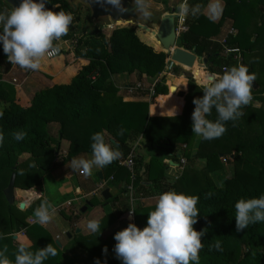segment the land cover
Returning a JSON list of instances; mask_svg holds the SVG:
<instances>
[{
    "label": "trees",
    "instance_id": "trees-1",
    "mask_svg": "<svg viewBox=\"0 0 264 264\" xmlns=\"http://www.w3.org/2000/svg\"><path fill=\"white\" fill-rule=\"evenodd\" d=\"M202 1L190 0L189 3L195 5L201 4ZM222 1L224 14L232 20L235 31L233 36L227 38L226 47L238 49L242 57H245L255 48L248 32L250 20L256 17V14L260 27L264 28V8L260 9L264 7V0ZM56 3H59L64 11L77 15L64 2L49 3L47 9L60 11V8H53L52 5ZM0 10H9L1 0ZM192 17L191 14L186 16L185 25L188 31L180 36L177 45L207 60L204 67L196 64L193 71H201L200 78L203 79L206 73L222 74L223 69L236 66L233 55L224 57L223 45L212 40V37L217 36L220 25L211 23L201 11L194 19ZM78 22L79 17H75L73 23ZM83 33L81 37H76L72 29L61 38L62 41L74 42V56L60 51L57 57L51 60L43 58L41 61L47 69L50 68L49 71L68 76L65 83L57 81L51 88L40 89L30 100H26L18 93L16 87L2 81L0 77V112L3 113L0 117V132L4 134V142L0 145V233L4 234V238L0 239V251L6 249L5 255L11 264H15V254L21 247L13 241L15 222L18 228L16 231L26 229V235L32 242L30 246L25 247L29 251L35 253L49 243L56 249L57 255L49 257L43 264H82L75 259L64 258L60 244H57L42 226H29L25 223L27 217L34 215V209L41 204V200L35 201L27 211L22 212L9 205L3 195L12 175H15V189L28 191L54 170L57 159L55 152L60 141L51 137L48 131L51 124L58 126L57 135L61 136V140L70 142L65 161L79 154H91L90 137L98 131H104L106 140L119 144L122 155L117 161H123L130 153L135 152L136 142L140 138L149 142L150 151L154 150V154L161 150L171 155L169 160L172 162H178L175 156L177 146H185L183 156L188 159V151L196 136L191 132V114L194 110L192 100L202 97L203 89L197 87L191 77L187 78L188 91L179 92V98L176 97L184 102L182 114L178 117L151 118L149 103L123 102L117 97L118 90L111 81L112 77L137 74L139 78L145 76L153 80L164 72L169 57L158 44L153 40L154 45L146 43L139 35L141 33L133 27H117L107 37L99 28L90 30L84 25ZM6 60L7 57L0 46V61ZM246 67L255 75L257 83L262 82L260 75L264 80V67L259 69V72L254 67ZM174 71L178 73L180 70L176 68ZM167 85L169 93L163 78L154 85L151 104L160 96L175 97L179 89L177 87L185 88L186 80L181 76L177 80H169ZM258 86L259 91L252 90V104L257 101L264 104V98L261 96L264 95V84L261 86L258 83ZM163 99L164 97L160 98V105ZM248 108H251V111L246 121L255 127L253 131L256 136L252 140L247 139L249 137L246 136V130L239 126L238 120L227 122V130L220 138L202 139L198 156L207 159L206 169L194 172L192 177L184 170L176 181V192L198 198L196 207L200 214L193 228L196 231L207 229L201 238L204 246L199 251L200 264H264V222L237 232L234 219V204L238 199L255 198L264 193V111L252 109L249 103L242 108L243 120L245 113L249 112ZM160 113L164 115L162 109L161 112L151 109L154 116ZM216 118L217 114L213 110L208 119L214 121ZM121 130L122 135L119 134ZM15 131H23L26 135L17 141L12 136ZM107 134H111V137L108 138ZM224 146L233 147L239 153L243 151L251 161L260 165L261 169L251 168L247 175L240 173L230 176L225 179L222 188L216 187L208 175L221 168L220 160L223 159H220L219 155L223 154L214 152V155L210 152L217 148L221 151ZM22 156H28L34 167L24 169L23 163L18 164L17 160ZM114 163L115 161L103 168V180L107 181V176L113 178V181L106 184L105 189L109 188L112 182L122 178L125 181L123 190L126 192L130 184V174L123 167H115ZM167 166L168 163L160 157L151 156L147 162V157L137 156L134 169L136 178L133 183V196L137 200L135 205L141 199L156 197L159 193L172 190L164 177ZM96 179L100 182L99 177ZM187 186L190 190L186 189ZM88 202L94 207L100 205L96 196L91 197ZM111 204L114 212L99 221L101 230L126 215L119 199L115 198ZM154 208L136 206L133 215L136 216L135 225L138 228L142 230L147 226L148 214ZM71 218L67 216L66 221L70 222ZM74 239L102 264H121L115 255L103 254L91 240H82L78 236ZM217 240L223 250L210 251V245Z\"/></svg>",
    "mask_w": 264,
    "mask_h": 264
},
{
    "label": "clouds",
    "instance_id": "clouds-1",
    "mask_svg": "<svg viewBox=\"0 0 264 264\" xmlns=\"http://www.w3.org/2000/svg\"><path fill=\"white\" fill-rule=\"evenodd\" d=\"M102 2L120 12L126 11L121 0ZM132 2L135 11L144 19L151 17L147 0ZM46 3H50V0H20L17 7L0 10V46L11 64L36 71L41 68L43 58L60 52L56 42L68 34L74 17L70 12L64 11L59 3L52 5L53 8L61 9L58 12L46 9ZM201 7L199 3L190 5L189 0H182L177 14L196 16ZM206 7L210 17L215 18L222 12V0H208ZM255 80V75L244 65L226 68L222 74L206 73L201 81L202 97L192 100L194 110L191 114V132L203 140L220 138L227 130V122H235L243 116L242 108L252 101V83ZM213 110L217 114L214 121L208 119ZM170 112L175 117L176 109L173 108ZM2 115L0 112V117ZM119 134L122 135L123 130ZM25 135L23 131L12 133L17 141L22 140ZM90 139L91 158L76 157L70 161L73 171L80 170L85 175H90L94 167L102 169L110 165L122 155L119 144L106 140L104 131L95 132ZM3 142L4 134L0 132V145ZM30 191L39 196L34 188ZM155 200V208L148 214L146 227L141 230L134 223H129L126 228L114 234L115 258L121 264H200L199 251L204 246L201 238L207 229L196 231L193 228L200 214L196 207L198 198L170 190L157 194ZM31 202L26 201L22 206L28 208ZM234 209L237 232L264 222V193L255 198L238 199ZM131 213L135 212L130 211ZM54 214L55 208L47 200H43L34 209L35 222L42 225L49 223ZM87 229L91 233H100L99 221L89 220ZM3 238L4 234L0 233V239ZM213 249L223 250L219 240L210 245L209 250ZM107 251L106 247L102 249L105 255ZM5 252L6 249L0 251V264H11ZM56 255V249L50 243L35 253L19 247L15 254V264H43L46 259ZM94 264L101 262L96 259Z\"/></svg>",
    "mask_w": 264,
    "mask_h": 264
},
{
    "label": "crops",
    "instance_id": "crops-1",
    "mask_svg": "<svg viewBox=\"0 0 264 264\" xmlns=\"http://www.w3.org/2000/svg\"><path fill=\"white\" fill-rule=\"evenodd\" d=\"M207 3H208V0L202 1L201 10H203V13L205 15L210 16L208 11H207V7H206ZM170 8L172 10L175 9L174 7H171V6H170ZM262 8H264V7H260V9H262ZM177 10H178V8H176V10H174V11H177ZM225 23H226V26H224L225 27L224 31H226L228 27H231L232 20H228ZM257 27H258V29H256L255 32H253L251 34V42L254 43L255 48L253 49V51L247 53L245 55V57L244 56L242 57L243 58L242 64L244 66L254 67L256 69V71L259 72V69L264 67V28H261L259 24H257ZM139 32L143 34V32H141V31H139ZM227 32H228V30L224 33L227 34ZM63 44L67 45V44H71V42L60 40V41H58V44H56V45L60 48L61 52L65 53V54H71L72 56H74V51L72 50L71 46L63 48V47H61ZM3 64H5L4 61H0V66H2ZM49 69L50 68L47 69L46 66L43 65V63H42L41 68L39 70H36V71L22 69V68L18 67L17 65H6V67H4V69H2V70L0 69V77H1L2 81L7 83V82H10V80H12V79H16V78L19 79L16 76H15L16 78L14 77V75H15V73H13L14 71L21 72L23 74V76H25V73H27V76H25L27 83H25L26 85L23 86V90L20 91L19 94H21L24 99L30 100L36 91H38L40 89L51 88L53 86V85H51V83H50L51 81H49V79H45L43 76H42L43 77V79H42V77L37 75L36 72H39L41 74L44 73V74H47L49 76H54L55 82L58 81L61 83H65L68 80V78H66L68 76H65V74H57L55 72L49 71ZM164 76H165V74L160 75L157 79L152 80V79L146 78L145 76H141L139 78V76L137 74L121 75V76L112 77L111 81L113 82L114 86L119 89V86L122 84V82H125L126 83L125 86H127V85H130L131 83L140 82V81H142V79L146 78L148 80H151L152 85H154L155 83L161 82L162 78L165 79ZM181 76H183V75H178V76L172 75L171 77H168V78H169V80H171V79L177 80ZM69 77H72V76H69ZM183 77L186 80L185 88L176 86L179 89H177V91L175 93V97L172 95H169L166 97L160 96L158 99L155 100L154 104H151L152 98L149 97V93L147 90L145 92H141V93H134L131 96H127V94L125 92L123 93L122 91H118L117 97L121 98L123 100V102H147V103H149V113H150L149 116L152 118H172L173 116H172L170 110L173 109L174 106H173V104H170V99L174 98L180 103V106L178 107L179 113H176V115H175V117H178L182 114L184 102L177 99L176 97H178L179 92H185L186 93L188 91V80L186 79L185 76H183ZM259 77L261 78L262 82H258V83L261 86H263V84H264V80L262 78L263 76L260 75ZM3 78H6V80H3ZM254 82L257 85V90H255V91L253 90V91L257 92L260 90V88L258 86V83L256 81H254ZM152 85H150V87ZM195 85L197 87H199L200 89L202 88V86H199L196 83H195ZM167 88L169 91V86H167ZM261 96L264 98V95H261ZM161 97H164V99L162 100L161 105H160V98ZM253 101L254 100H252L251 102H253ZM251 102H250V107H252V109L257 108L258 110L264 111V104H261L259 101L255 102V104H252ZM152 108H154L158 112H161V109H162V113L164 115H162L161 113L158 116L152 115L151 114ZM250 109L251 108H248L249 112L245 113V118H244L245 121L248 119V116H249L250 111H251ZM242 117H244V116H242ZM240 119H238L239 124H241ZM48 131L50 132V135L53 139L60 141L57 144V149H56V153H55L56 157L59 156L56 159V167L54 168V170L51 173L45 175L42 178L39 185L33 187L36 190V192L39 194L38 197H36L37 196L36 193H34L30 190H28V191L20 190V191L26 192L24 195H27V197L30 198V200L32 201L31 205H32V203H34L35 201H38V200H41L42 202H43V200H47L53 208L63 206L64 208L68 209L72 205V207L69 210L65 211L66 215L69 214L68 217L71 215V217L73 218V219L71 218L70 222H68L66 220H61L59 215H56L57 213L55 211V214L53 215L50 222L47 224H43L44 227L47 228L48 231L52 230L54 232L52 235L51 234L50 235L52 236V239L54 237V240L57 244H60L59 246L61 248L62 255L64 258L75 259V258H72V256L75 255V256L79 257V260H77V259L76 260L83 263V264H94L95 259H93V257L90 255V253L86 249H84L81 245H79V244H77V242H75V239H74L75 236L82 238V240L84 238L91 240L92 243L95 246H97L101 252H102V249H104L106 247L108 249V251H107L108 254L115 255V253L113 251L114 245L116 243L115 240L113 239L114 234L117 233L118 231H121L124 228H126L128 226V224L131 222L124 217L121 220H117L113 223L107 224L101 230L100 233L99 232L91 233L87 229V222L89 220L100 221L106 215L112 214L114 211L112 209L111 203L113 202V200L115 198L119 199V202L122 204L124 211H126L129 208L130 203L128 201V197L126 195V192H124V190H123L124 184H125L124 179L120 178L118 181L112 182L111 186L109 188L105 189L106 184L108 182H111L110 181L111 178L108 179L107 181L103 180V176H104L103 168L101 169V168H95L94 167L92 169L90 175H85L80 170L73 171L70 168V161L73 158L83 157L85 159H90L91 154H79V155L71 158L70 160L65 161V159L67 157V152H68L69 147H70V142L66 139L61 140V136L57 135V137H56V134L58 131L57 125L51 124L48 127ZM201 146H202V138L196 135L195 139L193 140L192 147L188 151V153L191 155V157H195L200 152ZM177 148H179V146H177ZM180 150L182 151L181 148H180ZM60 156H61V159L63 158V160H60ZM155 156L162 158L164 161H166L168 163V166L164 172V177L166 179V183L168 184L167 176L168 175L170 176V174H169L170 172L176 171L177 164H176V162H172L169 160L171 155H169V154L167 155L166 153H164L161 150L159 152L155 153ZM175 156H179V154L176 153ZM146 157H147V162H148L151 158V153H150V156L148 154ZM219 157H222V155H219ZM200 162L202 163V165H205L204 161H200ZM99 173L101 174V177H102V179H100V182H98L96 179V177H98ZM80 174L82 175V177L79 176ZM178 174H180L179 170H178ZM52 185H55L56 189H53ZM101 185H105V186L103 188H101L100 187ZM216 187H218V186H216ZM218 188H222V187H218ZM104 190L109 191V194L111 196L110 199L104 200L102 198L101 194ZM16 191H19V189H15V200L16 199L22 200V197H24V195L21 197L19 196L20 198H18V197H16L17 196ZM93 196L98 197V201L100 202L99 206L94 207V206H91L89 204L88 200ZM64 198H67V199L64 200ZM24 201L26 202L25 198H24ZM138 204H139V206L145 207V208L155 207V204H156L155 196L150 197V198L141 199L138 201ZM128 213H129V211H128ZM74 216H78V218H74ZM133 218H134V224H135L136 216L133 215ZM26 219H27V224H29V225H31L33 222H34V224L37 223V222H35L34 215L29 216ZM28 221H31V223H28ZM39 225H41V224H39ZM76 230H79L80 232L76 233ZM67 234H69L70 237H66ZM62 237H63V240H62ZM23 238L24 237H18L15 235V236H13V241H15L18 244V242H20V240ZM27 240H28V237H27Z\"/></svg>",
    "mask_w": 264,
    "mask_h": 264
},
{
    "label": "rangeland",
    "instance_id": "rangeland-1",
    "mask_svg": "<svg viewBox=\"0 0 264 264\" xmlns=\"http://www.w3.org/2000/svg\"><path fill=\"white\" fill-rule=\"evenodd\" d=\"M156 4H159V5H164L165 7H166V9L168 10V11H174V10H176V8H178V6H179V4L182 2V0H153ZM190 1V0H189ZM170 6L171 7H174L175 9H171L170 8ZM201 13H202V15L205 17V18H207L211 23H213V24H215V25H220V28H219V32H218V34H217V36H215V37H212V40H214V41H217V42H220L225 36H226V34L224 33V32H226L227 30H229V29H231V28H233V26L231 25V27H228L227 28V30L226 31H224V26H226V21H228V20H231L230 18H226V15L224 14V2L222 1V12H220L219 13V15H217L215 18H212V17H210V16H208V15H205L204 13H203V10H201ZM76 16L75 15H73V17H74V19H75V17H79V22L78 23H72V25L70 26V28H69V31L70 30H72L73 29V32H74V34H75V36L76 37H81V35L82 34H84L83 33V26L84 25H87V22H88V12H87V10L86 9H84V8H79V10H78V12H76ZM185 18H186V16H185ZM193 19H194V16L192 17ZM258 20V21H257ZM74 21V20H73ZM258 22V23H257ZM257 24H259V19H258V16H257V14H256V17H254L253 18V20L251 19L250 20V28H249V34H252L253 32H255V30L256 29H258V27H257ZM87 27V26H86ZM116 27V26H115ZM115 27H113L114 29H115ZM100 30H101V32L105 35V36H107L108 37V35L111 33V31H112V28H110V27H107V26H100V27H98ZM262 30V29H261ZM140 36H141V38L146 42V43H148L149 45H154V43H152V39L147 35H145L144 33L142 34H139ZM225 35V36H224ZM69 42H71V44H67V45H62L61 47H63V48H66V47H68V46H71V48H72V50L74 51L75 50V44H74V42L73 41H69ZM56 44H58V42L56 43ZM155 48L157 49L158 48V46L156 47L155 46ZM4 63L5 64H3L2 66H0V69L2 70V69H4V67H6V65H15V64H11L10 62H8L7 60L6 61H4ZM168 63H169V58H168V60H167V66H166V68H165V70H164V72L161 74V75H164L165 73H169V74H165V76H164V82H165V85L166 86H168L167 84H168V81H169V78H168V76L169 77H171L172 75L173 76H178V75H182L183 73H182V71L180 70L178 73H176V71H174L176 68L178 69V65H173V67H172V69H170V71H169V66H168ZM200 65L203 67V63L201 62L200 63ZM41 66H42V62H41ZM196 66V65H195ZM183 71H185L186 73H187V71H189L190 73H191V79L194 81V83H196L197 85H199V86H201V81H202V78H200L201 77V71H199V70H196V72H194V71H192V70H189V69H187V68H183ZM13 73H15V75H14V77L16 76V77H18L19 79H17L16 77V79H12V80H10V82H7V83H9V84H11L12 86H14V87H16V89L18 90V93H20V91H22L23 90V86H25L26 84L25 83H27V81H26V77L25 76H27V73H25V76H23V74L21 73V72H18V71H14ZM36 74L37 75H39V76H43L45 79H49V81H51L50 83H51V85H53V84H55V77L54 76H49V75H47V74H44V73H39V72H36ZM194 75V76H193ZM184 76V75H183ZM43 77H42V79H43ZM186 77V76H185ZM196 77V78H195ZM168 78V79H167ZM188 77H186V79H187ZM3 80H6V78H3ZM188 80V79H187ZM57 82V81H56ZM135 84H142L143 86H144V89L145 90H147L149 87H150V85H152V81L151 80H148V79H142V81H140V82H135V83H131L130 85H127V86H134ZM126 85V83L125 82H122V84L119 86V89L117 88V90L118 91H122L123 93H124V86ZM126 86V87H127ZM201 89H203V88H201ZM26 91V90H25ZM142 91H139V92H136V93H141ZM169 92V91H168ZM121 93V92H120ZM146 94V93H145ZM254 98V97H253ZM251 103H253V102H251ZM255 104V103H254ZM150 114V113H149ZM152 118V117H151ZM240 122H241V124H239V126L240 127H242L244 130H246L245 132H246V136H248L249 138H247V139H250V140H252L255 136H256V134H255V127L252 125V124H250L249 122H247V121H245V120H243L242 118L240 119ZM248 130H250V131H248ZM254 130V131H253ZM56 137H57V134H56ZM107 137L109 138V137H111V134H107ZM196 137V136H195ZM245 138V137H244ZM246 139V138H245ZM192 144H193V142H192ZM191 147H192V145H191ZM190 147V148H191ZM180 148L182 149V151L180 150ZM236 149L235 148H233V147H229V146H227V147H223V148H221V151L219 150V148H217V150H214V151H211L210 153H213L214 154V152H216L217 154H218V152L219 153H222L223 154V156L222 157H219L220 159H223V160H220V162H221V164H222V166H221V168L220 169H218L217 171H215V172H213V173H210L208 176V178L210 179V181H211V183H213L215 186H218V187H223L224 186V182H225V179L226 178H229L230 176H236V174H238V175H240V173H241V175L243 174V176L244 175H247V172L249 173L250 172V170H251V168H256L257 170H260L261 169V166L260 165H258L256 162H254V161H251L250 159H249V157L248 156H246V154L245 153H243V151L242 152H236L235 151ZM183 146H179V148H177V151H176V153H178L179 154V156H178V158H185L186 159V157H184L183 156ZM61 152V151H60ZM56 153V152H55ZM150 153H151V156H155V154H154V150H151L150 151V147H149V142L148 141H145L144 139L143 140H141V138L139 139V140H137V142H136V147H135V155L136 156H138V157H140V156H144V157H146L148 154H149V156H150ZM225 154V155H224ZM214 155H216V154H214ZM56 156V155H55ZM231 156L233 157V158H231ZM59 156H57V158H58ZM65 159V158H64ZM60 160H63V158L61 159V156H60ZM119 160V159H118ZM187 161H186V163L184 164L185 165V167H184V165H183V168L185 169V172H188V175H189V177H192L191 175L194 173V172H202L203 170H205L206 169V165H207V159L205 158V157H199L198 156V154L195 156V157H191V155L189 154V157H188V159H186ZM117 161V160H116ZM115 161V167L118 165V167L120 166L119 165V162L120 161H117L116 162ZM200 161H204V164L205 165H202V163L200 162ZM122 162V161H121ZM17 163L19 164V163H23L24 164V166H23V168L24 169H27V168H30V167H34L33 166V161L28 157V156H22V157H20V158H18V160H17ZM176 164H178V162H176ZM177 168V167H176ZM178 169V168H177ZM176 169V171H173V172H170L169 174H170V176L168 175L167 176V181H168V186L172 189V190H174V188L176 187V185H178V183L177 182H175V178L176 177H179L180 175H181V173L180 174H178V170ZM180 171V170H179ZM187 174V173H186ZM80 177H82V175L80 174L79 175ZM107 178L108 179H110L111 177H109V176H107ZM250 178H252V177H250ZM5 181H6V177H5ZM254 181V180H253ZM124 183H125V181H124ZM40 184V183H39ZM38 184V185H39ZM241 185V184H240ZM240 185H239V187H240ZM263 187H264V185H263ZM52 188L53 189H56V187H55V185H52ZM186 189H188V190H190V188L187 186L186 187ZM36 191V190H35ZM26 192H22V191H16V197H18V198H20L21 196H23L24 194H25ZM20 196V197H19ZM37 197V196H36ZM24 198L26 199V201H29L30 200V198H28L27 197V195H24V197H22V200L21 199H16L15 200V202H14V204L12 205V206H14L15 208H18L19 209V205H21L22 203H25V201H24ZM67 198H64V200H66ZM126 200V199H125ZM127 204V203H126ZM139 205V204H138ZM138 205H135V207H134V211H135V209H136V206H138ZM31 206V205H30ZM72 207V205L70 206V208ZM29 208V207H28ZM28 208H25L24 210H20V211H22V212H25V211H27L28 210ZM70 208H64L63 206H60V207H56L55 208V211H56V215H59V217H60V219L61 220H66V217L69 215H66L65 213V211L66 210H69ZM128 211H130V204H129V208L126 210V215H125V218L126 219H128L127 217H129L128 216ZM91 212V211H90ZM111 212V211H110ZM110 215V214H109ZM109 215H107V216H109ZM71 216V215H70ZM26 221H25V223L27 224V219H25ZM131 223H134V218H132V217H130L129 219H128ZM17 222H15V228L16 229H18L17 228V224H16ZM32 225H39V223H35L34 224V222L31 224V225H29V226H32ZM40 226H42L49 234H53L54 232L52 231V230H50V231H48L47 230V228H45L44 227V225H40ZM16 229H15V231L13 232V236L15 235V234H19L20 233V231L19 230H22V229H19V230H17L16 231ZM25 230V236H23L24 238L23 239H21L20 240V242H18V244L19 245H21V247H28V246H30L31 245V240L28 238V240H27V235H26V229H24ZM50 235V236H51ZM65 237V236H64ZM67 237V236H66ZM51 238H52V236H51ZM57 239V238H56ZM53 240H54V237H53ZM62 240H63V237H62ZM55 241V240H54ZM75 242H76V240H75ZM72 258H75V260L77 259V260H79V257H77V256H75V255H73L72 256ZM94 259V258H93ZM82 261V260H81ZM83 264V263H82Z\"/></svg>",
    "mask_w": 264,
    "mask_h": 264
},
{
    "label": "water",
    "instance_id": "water-1",
    "mask_svg": "<svg viewBox=\"0 0 264 264\" xmlns=\"http://www.w3.org/2000/svg\"><path fill=\"white\" fill-rule=\"evenodd\" d=\"M9 9L17 7L20 0H1ZM52 2H64L70 10L78 12L79 8H84L88 12L87 28L93 30L100 26L113 27H133L136 30L147 34L169 57V71L173 65H178V69L182 71V75L191 77V73L183 71L182 67L192 68L195 63H203L206 65L207 60L196 55L195 52H189L177 45L176 20L178 18L177 11H168L164 5L156 4L153 0H147L149 11L152 13L149 19H144L139 12L135 11V5L132 0H121L122 7L126 9L124 12L113 8L111 5L104 4L102 0H50ZM49 3L45 4L47 9ZM252 90H257V85L253 81ZM102 179L101 174H98ZM15 175H12L7 188L3 191L4 198L9 205L15 202ZM104 200L110 199L108 190H104L101 194ZM19 205L20 210L24 207ZM76 230V233H79ZM67 237H70L67 234Z\"/></svg>",
    "mask_w": 264,
    "mask_h": 264
},
{
    "label": "built area",
    "instance_id": "built-area-1",
    "mask_svg": "<svg viewBox=\"0 0 264 264\" xmlns=\"http://www.w3.org/2000/svg\"><path fill=\"white\" fill-rule=\"evenodd\" d=\"M185 16H181L178 15V18L176 20V35H177V40L180 38V36L182 34H184L185 32L188 31V28L185 25ZM235 34V31L233 28L229 29L226 36L219 42L221 45H223L224 47V57H230L233 55V60L235 62V65H242L243 63V58L241 55V52L238 49L232 50L226 47V40L228 37L233 36ZM60 53V52H59ZM58 54H53V55H48L45 58L48 60H51L55 57H57ZM225 69H223L224 71ZM165 74H169V73H165ZM94 80V78L92 79ZM156 84V83H155ZM154 84V85H155ZM154 85H152L151 87H149L147 89L148 93H149V97L152 98L154 96V91H153V87ZM145 92L146 90L144 89V86L142 84H135L134 86H125L124 88V92L127 94V96H131L136 92ZM185 148V147H184ZM178 159V164H177V168L180 170L181 175L179 177L175 178V182L182 176L183 172H184V168L183 165L186 163V159L185 158H178V156H176ZM137 156L135 155V152L133 151L132 153H130L122 162H119L120 167H123L129 174H130V184L128 185V187L126 188V195L128 197V201L130 203V211H134V207H135V203H136V199L133 196V183L135 181V160H136ZM185 167V165H184ZM110 181H113V179L111 178ZM105 185H101L100 187L103 188ZM129 214V217L133 218V213ZM28 223H31V221H28ZM29 225V224H28ZM18 237H23L25 236V230H20L19 234H15ZM14 235V236H15Z\"/></svg>",
    "mask_w": 264,
    "mask_h": 264
},
{
    "label": "bare ground",
    "instance_id": "bare-ground-1",
    "mask_svg": "<svg viewBox=\"0 0 264 264\" xmlns=\"http://www.w3.org/2000/svg\"><path fill=\"white\" fill-rule=\"evenodd\" d=\"M197 63H195L194 65H193V67L196 65ZM197 66V65H196ZM192 67V68H193ZM183 68H186V67H182V69ZM192 68H190V69H192ZM188 69V68H187ZM189 69V70H190ZM170 104H173V106H174V108L176 109V113H179V109H178V107L180 106V103L176 100V99H174V98H171L170 99ZM168 113V112H167Z\"/></svg>",
    "mask_w": 264,
    "mask_h": 264
},
{
    "label": "flooded vegetation",
    "instance_id": "flooded-vegetation-1",
    "mask_svg": "<svg viewBox=\"0 0 264 264\" xmlns=\"http://www.w3.org/2000/svg\"><path fill=\"white\" fill-rule=\"evenodd\" d=\"M190 70H192V71H193V68H192V69H190Z\"/></svg>",
    "mask_w": 264,
    "mask_h": 264
}]
</instances>
